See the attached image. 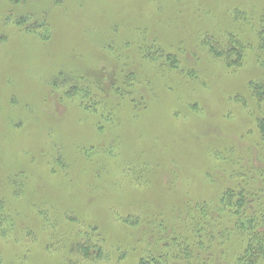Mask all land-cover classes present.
Returning a JSON list of instances; mask_svg holds the SVG:
<instances>
[{
  "label": "rangeland",
  "instance_id": "374dc122",
  "mask_svg": "<svg viewBox=\"0 0 264 264\" xmlns=\"http://www.w3.org/2000/svg\"><path fill=\"white\" fill-rule=\"evenodd\" d=\"M262 26L264 0H0V264H264Z\"/></svg>",
  "mask_w": 264,
  "mask_h": 264
},
{
  "label": "trees",
  "instance_id": "16d2710c",
  "mask_svg": "<svg viewBox=\"0 0 264 264\" xmlns=\"http://www.w3.org/2000/svg\"><path fill=\"white\" fill-rule=\"evenodd\" d=\"M261 29H263L261 31ZM260 29L261 32H259V47L261 52H264V26H262ZM231 44L227 45V47H222V44L217 41L216 39H209L206 41L207 45L210 48V52L213 53L215 56H217L219 59H222L223 61H225V63L227 64V66L229 68L235 69V68H241L244 62V49H242V45L237 42V44H232L233 39L230 40ZM173 55V54H172ZM171 55V56H172ZM174 56V55H173ZM264 89V83L261 84H257V83H252L251 84V89L256 91L257 87H261ZM260 92V96H258L256 98H264V90H258ZM258 123V128L261 132V141L262 145H264V119L262 120H257ZM243 200L241 203H243L244 206H242L243 208H247L249 205H251V203L253 202V198H254V194H248L245 195V197H242ZM220 203L218 204V207H220ZM241 205V204H240ZM239 205V206H240ZM240 208V207H239ZM246 211V210H244ZM244 215H247V213H245ZM247 220V225L249 226L248 229H245L244 232L245 234H241L240 236H244L246 239V242H248L249 246L247 249V253L250 254V260L252 258H254L256 255H260L261 257L264 255L263 254V248H264V224H256L254 219L250 216L247 215L245 216V219ZM264 223V221L262 222ZM205 226H207L211 231H213L216 228H213L209 223H204ZM215 227L218 226V223L214 224ZM239 227H243L242 224L238 223L237 224ZM259 245L261 246V248H257L256 246ZM263 247V248H262ZM247 255V254H246ZM246 255H242L243 259H247ZM249 264V263H247Z\"/></svg>",
  "mask_w": 264,
  "mask_h": 264
},
{
  "label": "flooded vegetation",
  "instance_id": "af4514ba",
  "mask_svg": "<svg viewBox=\"0 0 264 264\" xmlns=\"http://www.w3.org/2000/svg\"><path fill=\"white\" fill-rule=\"evenodd\" d=\"M26 7H27V9H30V3H29V1L27 2ZM9 15H12V13H10Z\"/></svg>",
  "mask_w": 264,
  "mask_h": 264
}]
</instances>
